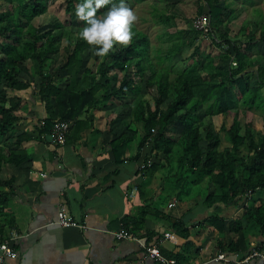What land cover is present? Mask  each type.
<instances>
[{
  "label": "trees",
  "instance_id": "trees-1",
  "mask_svg": "<svg viewBox=\"0 0 264 264\" xmlns=\"http://www.w3.org/2000/svg\"><path fill=\"white\" fill-rule=\"evenodd\" d=\"M202 1L198 15L208 13L213 27L209 51L202 50L205 36L201 31L195 29L187 39L190 30L177 26L175 18L166 15L160 21L174 27L164 31L168 48L153 53L149 34L133 24L132 42L126 46L114 44L105 56L96 53L94 67L88 66L86 55L99 45H90L80 35L86 21L76 15V6L82 0H66L69 18L56 19L45 30L34 23L36 17L48 11L43 0H14L7 8L0 6V243L15 229V217L8 209L16 177L3 176V170L8 165L20 166L29 158L28 150L21 146L27 137L25 132L13 146L4 139L14 131L20 119L18 112L25 104L23 98L10 92L31 86L19 78L26 63L39 79L38 94L49 114L44 131H51L57 119L72 121L69 141L73 128L77 133L88 127V119L82 117L91 108L100 103L107 107L132 95L133 120L141 122L144 129L137 157L144 160L146 171L177 172L181 180L193 184L208 179L215 186L204 198L209 206L248 201L253 197H249L250 193L264 194V129L257 133L253 122L248 121L241 133L243 112L264 115V57L259 51V45L264 43V15L259 13L255 21L247 20L233 36L230 25L239 12L222 0ZM112 3L118 4L119 0H111L97 14ZM192 47L193 52L184 57V51ZM58 55L63 60L55 70ZM180 61H185L184 65ZM217 115L233 117L230 127H221L231 143L224 148L212 120L210 125L205 120ZM178 126L184 127L179 137L170 136ZM72 137L74 141L79 139V135ZM132 141L128 134L111 141L116 163L125 160ZM149 214L144 207L133 219L134 229H139ZM244 221L256 225L264 234V197L253 198L242 215L230 222L229 230L239 234V240L229 244L234 253L244 243ZM215 222L220 230L224 229L225 220ZM125 224L130 228L127 221ZM173 224L189 237L190 231L182 220ZM189 246L188 242L184 252ZM167 256L183 260V253Z\"/></svg>",
  "mask_w": 264,
  "mask_h": 264
},
{
  "label": "crops",
  "instance_id": "crops-1",
  "mask_svg": "<svg viewBox=\"0 0 264 264\" xmlns=\"http://www.w3.org/2000/svg\"><path fill=\"white\" fill-rule=\"evenodd\" d=\"M222 2L238 10L232 5L234 0ZM263 44L259 51L264 57ZM61 63L55 58L54 69ZM19 78L31 86L10 92L23 98L25 104L18 112L20 119L14 131L4 139L13 146L25 132L21 146L28 150L29 158L20 166L8 165L3 170V176L16 177L8 211L14 215L15 229L20 233L18 256L7 258L3 264H160L146 256L139 241L116 238L114 232L126 221L139 239L158 242L165 255L183 253V260L176 264H263L258 257L245 261L255 245L264 243V234L252 223L243 222L241 249L236 253L229 249L230 242L239 240V234L229 230L230 222L242 215L253 198L258 199L259 194L261 198L262 192L248 201L209 206L204 198L215 186L208 179L193 184L181 180L177 172H142L144 160L137 153L144 129L141 122L133 120V106L129 104L132 95L123 102L91 108L82 117L88 119V127L77 133L72 130L79 139L74 141L71 135L65 145H58L53 130L44 131L49 114L38 94L39 79L32 75L28 63L22 65ZM242 115L249 116L257 128L261 121L264 129L260 112L245 111ZM122 134L133 141L125 160L118 164L111 141ZM135 186L138 191L130 197ZM144 207L150 214L139 229H134L133 219ZM62 209L75 224L63 226L58 222ZM216 219L225 220L223 230ZM177 220L190 231L188 238L174 226ZM166 233L171 236L166 237ZM219 254L230 260L217 259Z\"/></svg>",
  "mask_w": 264,
  "mask_h": 264
},
{
  "label": "rangeland",
  "instance_id": "rangeland-1",
  "mask_svg": "<svg viewBox=\"0 0 264 264\" xmlns=\"http://www.w3.org/2000/svg\"><path fill=\"white\" fill-rule=\"evenodd\" d=\"M14 0H0V6L2 8H7L8 3L12 2ZM233 1V0H232ZM236 1V3H235ZM43 2L48 6V11L34 19V23L36 25L42 26V30H45L46 28H50L53 26V22L56 19H67L69 18L66 10V0H43ZM125 2L135 11L137 15L136 21L133 23L135 24L139 29L144 30L147 32L151 39V49L152 52L156 51V49H166L168 48L169 42H167V37L164 35V31H167L168 28H170V25L164 24L160 21L163 16H173L174 22L177 26H182L185 28H188L190 30L189 34L186 36L188 39L190 36L193 35V31L196 29L194 27V20L196 16L198 15V7L204 1L202 0H125ZM237 10V13L241 12L240 17L235 19L231 25H230V31L233 36L237 35L242 25H246L247 20L255 21L256 19L260 18L259 13H263L264 15V0H234V3L232 4ZM243 7L242 9H239ZM107 9L103 12L105 13ZM207 11V7H205V10ZM102 13V14H103ZM101 15V14H97ZM77 16H74V20L76 21ZM77 28V25L75 24L73 26V29L75 30ZM174 29V27L170 28ZM59 34V31H58ZM206 41H203L202 50L203 51H209L212 47L211 38L205 37ZM64 45L67 44L66 39L63 41ZM118 43V42H117ZM116 43V44H117ZM121 44V43H120ZM193 47L190 49H186L184 52V57L189 56L193 52ZM63 51V50H62ZM262 51L264 52V44ZM95 48H92L88 54L86 55V60L88 63V66L94 67L95 64ZM60 58V62H62V56L58 55ZM188 61H186L187 64ZM185 61H180V65H184ZM220 64L225 65L226 62H221ZM57 65L55 66V68ZM59 67V66H58ZM134 99L132 100V102ZM123 102V101H122ZM127 103V102H126ZM130 106L131 102L129 103ZM164 106H166V103H164ZM206 124L210 125V120H212L211 125L214 131L219 132L222 136V148L230 145L231 143L227 140L226 133L224 130H222V125H225L226 127H230L233 122L232 116L227 115H219L217 117L213 118H206ZM249 121V116L241 115V123H242V129L241 133H244V124ZM258 127H255V132H260L258 129L262 131V122L257 123ZM184 127H175L171 130V133H169L170 136L173 137H179V135L182 133ZM262 128V129H261ZM205 134V132H204ZM203 146H205V142L202 143ZM157 159V158H156ZM158 160V159H157ZM260 197V194L258 195ZM257 197V198H259ZM264 197V194H262L261 198Z\"/></svg>",
  "mask_w": 264,
  "mask_h": 264
},
{
  "label": "built area",
  "instance_id": "built-area-1",
  "mask_svg": "<svg viewBox=\"0 0 264 264\" xmlns=\"http://www.w3.org/2000/svg\"><path fill=\"white\" fill-rule=\"evenodd\" d=\"M194 27L198 31H201L205 37L209 38V35L213 31L210 15L208 13L197 15L194 20ZM234 64L236 63L234 62ZM72 124H73L72 121H68V120L57 119L55 121L52 130H53L54 141L56 142V144L58 145L66 144L67 136L70 132ZM141 171L145 172L144 163L141 166ZM137 191H138V186H135L134 188H132V190L130 191V197H134ZM252 195L253 194L250 193L249 197H251ZM58 222L63 226L76 223L63 209L59 212ZM114 233H115L116 238L119 240L134 239V240L139 241L146 256L159 262L160 264H176L177 263V260L175 258H170L164 254L158 242H148V241L139 239L136 236V234L130 228L126 226L125 222H123L120 229ZM170 236H171L170 233H166V237H170ZM19 238H20V233L16 229H12L9 232L8 238L4 242L0 243V264H3L7 258H16L18 256L16 242ZM255 257L260 258L264 264V244L255 245L254 248L251 250V252L245 258V261H248L251 258H255ZM217 259L230 260L229 258H227L225 254H219L217 256ZM236 262H242V261L236 260Z\"/></svg>",
  "mask_w": 264,
  "mask_h": 264
},
{
  "label": "clouds",
  "instance_id": "clouds-1",
  "mask_svg": "<svg viewBox=\"0 0 264 264\" xmlns=\"http://www.w3.org/2000/svg\"><path fill=\"white\" fill-rule=\"evenodd\" d=\"M110 3L111 0H82L76 6V15L86 21L80 35L90 45H99L95 52L100 56L107 55L117 42L130 44L135 35L132 27L137 15L125 0L112 3L105 13L97 15L98 9Z\"/></svg>",
  "mask_w": 264,
  "mask_h": 264
}]
</instances>
